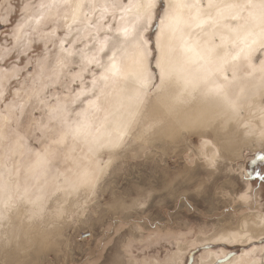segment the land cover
<instances>
[{
    "label": "clouds",
    "instance_id": "9594fccd",
    "mask_svg": "<svg viewBox=\"0 0 264 264\" xmlns=\"http://www.w3.org/2000/svg\"><path fill=\"white\" fill-rule=\"evenodd\" d=\"M169 3L170 0H157L152 27L143 32L144 38L149 41L150 51L146 60L150 83L146 87H140L131 78H117L105 84L99 79L103 68L96 65L85 68L79 55L64 59L61 52V40H64V47H75L77 51L85 46L91 47L95 27L102 25L104 28L116 19L114 14L109 17V11L105 13L104 9L115 10L122 6V2L56 0L52 7H48L49 4H39V8L43 4L41 9H48L44 17L46 30L33 29L32 42L44 44L42 56L47 57V65L42 68L36 62L28 78L39 79L47 84L49 93L54 94L56 102L66 106V112L64 119L52 120L48 111L41 110V115H33L26 126H21L20 131L33 145V149L26 158L19 160H9L10 150L0 154V162L4 165L0 168V182L11 180L13 187L31 186L34 193L47 189L50 194L47 207L53 209L54 204L64 195L57 186L63 182L60 180L62 172L68 173L72 168L79 170V166L87 167L93 175H103L113 159L129 147L143 149L159 158L178 143L195 137L199 142H206L210 149L220 155L228 148L236 123L244 129L245 135L252 132L264 139V71L260 70L264 66V12L252 7L254 4H264V0H216L211 9L208 8L207 0L203 5L206 12L214 15L218 9H232V14L226 15L222 24L214 28L215 31L200 37L202 41L208 42L209 47L215 46L213 59L225 55L228 57L230 67L227 80L220 73H213L205 78L199 68L178 59L167 42V34L163 37V42L160 39L158 46L160 28L155 38L153 32H156L157 21L160 25ZM27 4H31V8L37 7L36 0H0V21L7 27L11 23L8 13L14 7L24 13ZM74 10L79 11L78 23H72ZM129 22H133V19ZM116 28L113 24L111 35L115 34ZM230 28L238 31L232 32ZM61 30L64 32L62 37L57 35ZM43 33H54L55 38L49 35L47 40L41 39ZM248 33H251L249 41L253 38L256 40L255 51L250 57L240 52L242 45L238 39L241 34L245 36ZM6 35V32H0V37ZM103 35L102 31L101 36ZM215 35L220 37L219 44L212 41V36ZM222 37H226L224 42ZM0 49H8L0 61L7 59L12 52L25 56L28 60H31L30 51L35 55L29 47L19 49L15 44L9 47L7 40L0 43ZM110 55L111 49L106 50L102 54L101 63L106 64ZM117 55L119 57V53ZM62 60L63 67L60 66ZM237 71L241 74L239 79ZM94 79L97 81L96 86L93 85ZM186 80L197 81L198 86L195 89L186 88ZM208 83L223 85V91L209 96L206 91ZM82 90L84 95H79ZM52 98L50 95L49 99ZM97 99L99 110L93 109L89 104L91 100ZM0 103L3 101L0 100ZM35 111L37 109H33ZM238 117L241 119L238 120ZM83 118L90 124L87 137L74 139L68 135L63 143H57L67 130L64 120L72 123ZM3 139L5 137L0 135V140ZM97 140L99 143L94 142ZM117 140L120 141V146L116 149L99 147V144ZM44 149L49 152L48 170L35 176L26 174L25 169L36 161V152ZM57 210L52 211V218L57 215ZM5 211L6 209L0 211V220L4 219ZM33 215L26 214V221H31ZM260 216L250 221L255 229L259 228ZM31 227L29 224V228ZM46 240L47 237L37 232L28 239L26 245H21L19 237L10 239L0 229V264H27L26 260H13L9 257L26 256L35 245L45 244ZM93 264L105 262L99 260L93 261Z\"/></svg>",
    "mask_w": 264,
    "mask_h": 264
},
{
    "label": "rangeland",
    "instance_id": "374dc122",
    "mask_svg": "<svg viewBox=\"0 0 264 264\" xmlns=\"http://www.w3.org/2000/svg\"><path fill=\"white\" fill-rule=\"evenodd\" d=\"M51 2L36 0L37 7L24 13L14 7L8 13L11 23L7 27L0 25V32L7 33L0 37V43L7 40L9 47L15 44L23 49L13 36L17 25L23 24L22 32L31 34V39L33 29L46 30L44 17L48 9L39 8V4ZM116 2L126 7L130 0ZM113 14L116 19L105 29L113 24L123 26L125 21L133 19L131 13L125 14L120 8L109 9L107 15ZM122 16L125 20L120 19ZM156 24L153 38L159 32V22ZM57 35L62 37L64 32L61 30ZM29 48L35 52V55L29 52L31 60L12 52L0 61V72H7L10 77L2 81L0 135L5 139L0 140V154L10 150V161L26 158L33 149L20 131L21 126L57 103L48 88H43L39 96L34 94L44 82L28 78V74L43 57L44 44L32 42ZM19 105H23L22 112L16 107ZM238 134L233 145L220 153L215 167H209L205 158L215 150L195 137L178 143L159 158L143 149L126 148L99 175L94 187L69 192L71 198L59 202L63 213L57 210L54 218L50 215L58 201L53 210L48 209L50 194L44 189L48 203L47 200L44 202L47 205L42 203L44 211L33 217L34 226L23 231L31 234L19 240L21 245H26L39 232L47 237L46 243L35 245L26 256L9 258L26 260L27 264H93L99 260L110 264L113 259L121 260L122 264H169L170 261L201 264L200 259L208 254L218 255L223 251L229 261L244 250L264 246L259 239L246 243L220 239L229 231L240 230L243 221L253 219L256 213L264 214V141L255 146L252 137L244 139ZM34 163L25 169L26 174L31 175ZM3 167L0 162V168ZM47 170L48 164L43 171ZM243 195H248V199H241ZM137 204L143 207L138 208ZM250 227L254 233L259 232ZM84 234L89 237L82 239ZM255 255L262 257L260 252Z\"/></svg>",
    "mask_w": 264,
    "mask_h": 264
},
{
    "label": "snow or ice",
    "instance_id": "6c2138e0",
    "mask_svg": "<svg viewBox=\"0 0 264 264\" xmlns=\"http://www.w3.org/2000/svg\"><path fill=\"white\" fill-rule=\"evenodd\" d=\"M56 0H52V2L48 5V7L54 6ZM216 0H208V8L211 9L215 6ZM44 5H41L43 8ZM177 7L176 4L170 0L168 10L164 13V16L159 25L160 28V36L157 37V44L159 46V41L162 37H164L169 32L175 34L177 28V17L174 15V10ZM179 7H186L189 9H195V12L189 17L186 23L188 24L189 29L192 28H200L202 29L205 24H210L213 28L222 24L224 17L226 15L232 14L231 8L226 9H218L215 15L211 14V12H207L205 14V10L200 6L199 0H194L192 4H181ZM254 9H260L264 12V4H254L252 5ZM31 8V4H27L24 7V10L27 11ZM157 8V0H135L133 3L130 0V3L125 7L121 6L120 11L133 15V22L125 21L123 26H119L115 29V34L110 35L108 33L112 32V28L109 26L107 29L103 28L102 25H97L94 30V34L91 36L92 45L91 47L85 46L84 48L79 49L77 51L75 47H64V40L60 41L61 52L63 53L64 59H70L75 55L80 56V60L85 68L89 65H96L98 67L103 68V71L100 74L99 79L104 81L107 84L110 80H115L117 78L123 79H133L137 85L140 87H146L150 83V73L146 68V60L148 55H150L149 51V41L144 38L143 32L144 30L151 29L152 22L154 19L153 13ZM134 10V11H133ZM109 11L108 8L104 9V12L107 13ZM122 20H125V17H121ZM79 22V11L74 10L72 16V23ZM39 23V20H37ZM0 25H3V21H0ZM70 28L71 25H68ZM89 27H92L89 25ZM24 28L23 24H18L15 32L13 33L14 39L18 44L22 43L23 49H27L30 47L32 43V39L30 38L29 33L22 32ZM104 32V35L101 38V32ZM230 31L237 32L238 29L230 28ZM51 35L55 38V34L43 33L41 35V39L47 40V38ZM251 33H248L244 36L240 43L242 47L240 48V52H242L246 57H250L252 52L255 51L254 44L256 43L255 38L252 40H248V36ZM226 40V37H222V42ZM182 47L185 53L188 54V61L190 63H196L199 65V69L201 72L205 74V78L207 75L213 73H220L224 75L225 80H227V72L230 67V61L228 57L221 56L213 59V53L215 52V46L209 47L207 41H202L199 36L189 35L184 36L181 34ZM17 46V45H16ZM111 49L112 55L108 56L107 63H101L102 54L106 52V50ZM8 52V49L0 50V59H2ZM119 53V57L118 54ZM207 53V54H206ZM239 56V53H237ZM235 59V57L233 58ZM121 61L124 63L122 64ZM38 64L43 68L47 65V57H42L38 59ZM61 67L64 66L63 60L60 64ZM261 71H264V66H261ZM233 71V76L235 78V69ZM10 78L7 72H0V95H4L2 91V81L4 79ZM93 85H97V81L93 80ZM198 86V82L194 80H186L185 87L195 89ZM43 88H47V84H44L43 87L36 91L34 90V94L39 96V92L43 91ZM224 86L221 84H215V87L211 90L216 94H220L223 91ZM103 91V90H101ZM79 95H84V90H82ZM7 97H5L6 99ZM90 106L93 109L99 110L100 105L97 100H91L89 102ZM19 107L21 112L23 111V105L16 106ZM49 118L52 120L64 119V115L66 112V106L57 102L56 105L49 109ZM66 124V132L62 135L57 143H63L65 138L68 135H71L74 139H78L81 137H87L90 124L86 118L81 119L79 122L68 123L67 120H64ZM95 143H99L98 140L94 141ZM120 146V141L117 140L115 142L109 141L105 144H99V147H109L112 149H116ZM218 154L213 152L210 156H206V160L208 161L209 167H215L216 161L218 158ZM49 152L47 149L36 152V163L40 166L48 164L49 160ZM85 176L88 173H84ZM99 179V175L94 176L90 181H85L89 184L90 187L95 186V182ZM241 199H248L247 195H243ZM136 207L142 208V204H137ZM62 214V213H61ZM259 228L258 231L260 233H264V214H262L258 218ZM254 234V232L252 233ZM249 232L247 230L244 231V235L240 236L239 232H231L227 234V239L229 241L235 240H246L248 239ZM261 245H264V235L258 237ZM250 247V245H249ZM256 249H252L251 253H246L245 255H252L256 252ZM262 254V259L258 262V264H264V247L259 249ZM111 264H122V261L119 259H114L111 261ZM169 264H175V261H170ZM213 264H227V254L223 256H218ZM256 264V262H253Z\"/></svg>",
    "mask_w": 264,
    "mask_h": 264
},
{
    "label": "bare ground",
    "instance_id": "6f19581e",
    "mask_svg": "<svg viewBox=\"0 0 264 264\" xmlns=\"http://www.w3.org/2000/svg\"><path fill=\"white\" fill-rule=\"evenodd\" d=\"M172 2L177 5V7L174 10V15L177 17L178 22L176 24L177 30L175 34L173 35V33L171 32L167 34L168 35L167 42L174 49L175 54L178 59L182 60L185 64L189 66L199 68L198 64L190 63L188 61V54L185 53L182 47L181 34H183L184 36H189L191 34V35L203 37L205 33L215 31V29L210 24H205L202 29L200 28L189 29L186 21H188L189 17L195 12V9H189L186 7L182 8V7H179V5L192 4L194 0H172ZM199 2H200L201 7L203 8V5L207 2V0H199ZM205 14H207L206 11H205ZM243 38H244L243 34H241L238 37L239 40H242ZM161 39L163 42L164 38L162 37ZM229 39H231V37H229ZM212 41L219 44L220 43L219 35L212 36ZM240 75H241L240 72L237 71L238 79ZM214 87H215V84L213 83H208L206 85V91L209 94V96L215 94L213 91H211ZM237 119L240 120L241 117H238ZM237 134L240 135L244 139H246L247 137H252V139L255 140V144H254L255 146H257L261 141H264V139H261L258 134H255L252 132H249V134L245 135L244 129L240 127L239 123H236L235 130L232 133V137H231L229 145H233V141L235 140L234 139L235 135ZM45 166L46 165L40 166L35 161V163L33 164V167L30 169V173L32 172L31 175L34 176L37 173H41ZM78 168L79 170H77L76 168H72L69 170L68 173H61L60 180H62L63 182L58 183L57 186L62 190L64 195L61 197V200L58 201V204L56 202L57 206H55V210L58 209L59 213L62 212L60 210H63V206L61 208L59 206V202H63L64 200L66 201V199H70L71 196L69 194L70 193L73 194L75 190H81L78 188L89 187V184L86 183L85 181H90L94 176H96V175H93L87 167L78 166ZM84 173H88V175L85 176ZM248 187L250 186L247 185V188ZM43 191L44 189L34 193L31 186H25L24 188H21L19 185H17L13 187L11 180L7 182H0V211H4L6 209L5 214H4V219L0 220V229H2L3 232H6V236H8L10 239L16 238V237H21L23 239L25 237L27 238L28 235L31 234V232H23L26 228H29V224L34 226V224L31 223L33 219L30 222L26 221V214H34L33 217L35 218V215L39 213L40 210L44 211V209H42V203H44L48 199V197H45L46 193H44L45 191L44 192ZM5 197H7V199ZM46 202L48 203V200ZM261 214L263 213H256L254 217L260 216ZM251 220L252 219L244 220L241 225V229L235 231V232H239L240 236H243L244 231L247 230L249 232L248 239L243 240V241L241 240L229 241L227 239L228 233L223 234L220 237V239L228 241V242H241V243L250 242L253 239H259L258 237L261 235H264V233L258 232L257 234L256 233L252 234L253 231L250 227ZM231 232L232 231H229V233ZM19 241L21 243V240ZM261 247H264V246H261ZM261 247H255L253 249H256L257 250L256 252H260L259 249ZM251 252H252V249L247 250V251L244 250L239 256H235L233 259L227 261V264H253V262H256V264H258V262L262 259V257H256L255 255L256 252L252 255H245L246 253H251ZM220 254H224V252L221 251ZM220 254L218 255L216 253L208 254L205 257H202L200 259V262L201 264H211V262L215 261L217 256H219Z\"/></svg>",
    "mask_w": 264,
    "mask_h": 264
},
{
    "label": "built area",
    "instance_id": "2783aa9c",
    "mask_svg": "<svg viewBox=\"0 0 264 264\" xmlns=\"http://www.w3.org/2000/svg\"><path fill=\"white\" fill-rule=\"evenodd\" d=\"M89 237V234H84L83 236H82V239H86V238H88Z\"/></svg>",
    "mask_w": 264,
    "mask_h": 264
}]
</instances>
